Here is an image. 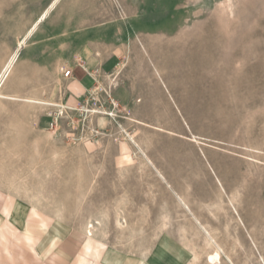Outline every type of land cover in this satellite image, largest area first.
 I'll list each match as a JSON object with an SVG mask.
<instances>
[{
    "label": "rangeland",
    "instance_id": "obj_1",
    "mask_svg": "<svg viewBox=\"0 0 264 264\" xmlns=\"http://www.w3.org/2000/svg\"><path fill=\"white\" fill-rule=\"evenodd\" d=\"M53 1L0 0V73L18 53L2 92L23 100L0 102V184L59 213L79 236L87 217L108 213V237L93 238L131 256L151 253L156 264H190L179 230L194 214L234 264H257L253 253L264 257V0H63L38 24ZM89 41L107 45L90 54L105 71L81 103L53 112L25 102H59L61 65ZM47 114L59 115L54 130ZM177 193L187 213L176 207ZM118 206L124 236L114 223Z\"/></svg>",
    "mask_w": 264,
    "mask_h": 264
},
{
    "label": "crops",
    "instance_id": "obj_2",
    "mask_svg": "<svg viewBox=\"0 0 264 264\" xmlns=\"http://www.w3.org/2000/svg\"><path fill=\"white\" fill-rule=\"evenodd\" d=\"M185 1L187 5H198L202 0ZM124 5L155 4L152 0H143L142 4L126 0ZM106 46L98 43L90 45L89 41L74 54L71 62L61 65V91L65 92L59 94L57 105L61 108L65 105L77 106L96 88L95 77L105 67L98 68V60H91L90 54L102 53ZM63 70H70L72 76L65 78ZM6 101L23 102L22 99L8 98ZM50 116L47 114L44 119L47 127L53 123ZM148 255L131 256L112 248L106 241L79 236L63 224L56 213L51 214L45 207L0 184V264H156L151 261V253Z\"/></svg>",
    "mask_w": 264,
    "mask_h": 264
},
{
    "label": "bare ground",
    "instance_id": "obj_3",
    "mask_svg": "<svg viewBox=\"0 0 264 264\" xmlns=\"http://www.w3.org/2000/svg\"><path fill=\"white\" fill-rule=\"evenodd\" d=\"M63 2V0H54L53 3L51 4V6L49 7V9L44 13V15H42L40 21L38 22V24L40 23H43L47 17L52 13L54 12L58 6ZM230 10V9H229ZM232 11V10H231ZM37 24V25H38ZM37 27V26H36ZM30 35V34H29ZM29 35L27 37H29ZM23 45L26 44L25 40L24 42L22 43ZM17 56H18V53H16L14 56H12V58H10V60L5 64V66L3 67L1 73H0V102L2 101V99H5V98H8L9 100H13L15 98V96L12 95H4L3 94V89L5 88L8 80L10 79V77L12 76L13 72H14V69L16 67V64H17ZM13 77V76H12ZM7 89V88H6ZM5 89V90H6ZM65 92V91H63ZM62 92V93H63ZM5 93V92H4ZM10 94V93H8ZM48 97V96H47ZM62 97V96H61ZM43 98V97H42ZM46 98V97H45ZM26 103H34V104H38L40 106H43V107H55L57 109H59V111H63V109L61 108L60 105H57L56 103H52L50 102L48 99H40L39 97L37 98H27ZM62 105V104H61ZM63 107V106H62ZM45 133V132H44ZM125 133V132H124ZM126 134V133H125ZM129 134V133H128ZM127 135V134H126ZM137 145V144H136ZM134 145V146H136ZM139 150V149H138ZM140 151V150H139ZM143 152V151H142ZM84 154V153H83ZM143 155V154H142ZM140 157V156H138ZM144 158V157H143ZM37 163V162H36ZM148 163V161H147ZM140 164V163H139ZM153 164V163H152ZM33 167L34 166V163L32 164ZM89 164H87L88 166ZM146 165V163H145ZM150 166V165H149ZM32 167V166H31ZM38 167V166H37ZM53 167V166H52ZM85 167V166H84ZM143 167V165H142ZM152 167V165L150 166ZM50 168V167H49ZM86 168V167H85ZM33 169V168H31ZM148 169V167H147ZM156 169V168H155ZM34 170V169H33ZM36 170H38V168H36ZM51 170V169H49ZM159 170V169H158ZM35 171V170H34ZM85 171V170H84ZM36 172V171H35ZM44 172V171H43ZM48 172V171H47ZM80 172V171H79ZM142 172V171H141ZM145 172V171H144ZM159 172V171H157ZM52 173V172H51ZM81 173V172H80ZM160 173V172H159ZM32 174H33V171H32ZM35 174V173H34ZM37 174V173H36ZM99 174V173H98ZM80 175V174H79ZM162 175V173H161ZM51 176V175H50ZM82 176V175H80ZM97 176V175H96ZM216 176V174H215ZM36 177V175H35ZM42 177V176H41ZM160 177V176H159ZM217 177V176H216ZM38 178V176L36 177ZM44 178V177H43ZM42 178V179H43ZM41 179V180H42ZM164 179V177H163ZM219 179V177L217 178ZM44 180V179H43ZM45 180H46V177H45ZM48 180V179H47ZM26 181V180H25ZM24 181V182H25ZM95 181V180H94ZM93 181V182H94ZM164 181V180H163ZM40 182V181H39ZM47 182V181H46ZM44 182V183H46ZM20 183V182H19ZM222 183V182H221ZM18 185V183L16 184V186ZM89 185V184H88ZM170 185V184H169ZM20 186V185H19ZM151 187V186H150ZM90 190L92 189V186L89 187ZM153 189V188H151ZM170 189V188H169ZM89 190V191H90ZM150 190V189H149ZM29 191V190H27ZM26 191V192H27ZM79 191V190H78ZM172 191V190H171ZM224 191V190H223ZM151 192V190H150ZM176 192V191H175ZM173 193V191H172ZM179 193V192H178ZM177 193V196H176V199H175V203H176V207L182 211H184L185 213H187L186 209L189 208V202L187 200L186 197L184 196H181ZM24 194H26L24 192ZM86 194V193H85ZM89 194V192H88ZM182 194V193H180ZM185 195V193H183ZM182 194V195H183ZM225 194V193H224ZM31 195V194H30ZM149 195V194H148ZM87 196V195H86ZM154 196V195H152ZM234 196V195H233ZM45 197V196H44ZM48 197V196H47ZM223 197V196H222ZM31 198V197H30ZM41 199V197H40ZM224 199V198H223ZM222 199V201H223ZM34 200V199H33ZM36 200V199H35ZM47 200V199H46ZM218 200V199H217ZM55 201V200H54ZM47 202V201H46ZM80 202V201H79ZM88 202V201H87ZM218 202V201H217ZM39 203V202H38ZM56 203V202H55ZM78 204V202H76ZM220 203V202H219ZM228 203V202H227ZM230 203V201H229ZM124 204V203H123ZM80 205V203H79ZM78 205V206H79ZM166 205V204H165ZM171 205V203H170ZM51 205H49L50 207ZM54 206V204L52 205ZM82 206V205H81ZM80 206V207H81ZM122 206V205H121ZM125 206V205H124ZM211 206V205H210ZM83 207V206H82ZM85 207V206H84ZM167 207V206H166ZM165 208V207H164ZM170 208V207H169ZM56 209V208H54ZM204 209V208H202ZM217 209V208H216ZM121 207L118 206L116 210V215H115V220H114V223L116 225V229L120 232L121 236H124V231L126 230V227H127V220H125L124 218H122V212H121ZM163 211V210H162ZM202 211V210H201ZM204 211V210H203ZM223 211V210H222ZM169 212V211H168ZM168 212L165 213V215L162 217V231L164 229H167L168 226H169V223H170V217H169V214ZM197 212V211H196ZM200 212V211H199ZM218 212V211H217ZM198 213V212H197ZM211 213V212H210ZM51 214H55V213H52ZM58 215V217L61 219V215L59 213H56ZM179 214V212H178ZM190 214V213H189ZM212 216H214L213 213H211ZM146 215V214H145ZM203 212H202V214ZM236 215V213H235ZM56 216V215H55ZM95 216V215H94ZM100 216V215H98ZM57 217V216H56ZM202 217V216H201ZM200 216H197L196 214L193 215V219L190 220V219H187L185 218V221L188 222L186 224H188L189 226H182L181 227V230H179L181 232V236H180V240L183 244V246L189 251V253L192 255L193 259L191 260L190 264H224V255L227 257H225V259L227 260L228 259V262L231 263V264H234V254L232 251H227L225 250V247L222 245V243H220V241L218 240V237L215 233V231L213 230L212 226H210V224L207 222V223H204L202 221ZM215 217V216H214ZM87 218H90L89 221L87 222L86 226H85V233L87 236H90V237H94V236H101L103 238H107L108 235H109V230H107V224L108 222L110 221V216L108 213H106L105 215L102 216V218H98L97 216L96 217H93V216H89ZM145 218V217H144ZM143 218V219H144ZM172 218V217H171ZM203 218V217H202ZM205 218V217H204ZM239 219V218H238ZM124 220V222L122 221ZM145 220V219H144ZM143 220V221H144ZM240 221L242 219H239ZM172 222V221H171ZM175 222V221H174ZM243 222V221H242ZM220 223V222H219ZM126 225V226H125ZM177 225V224H176ZM178 226V225H177ZM234 226V225H233ZM232 226V227H233ZM243 226V225H242ZM115 227V226H114ZM230 225L228 224L227 225V228H226V231L229 233V237H231V228ZM244 227V226H243ZM158 228V227H157ZM215 228V227H214ZM115 229V230H116ZM128 229V228H127ZM217 229V228H216ZM215 229V230H216ZM246 229V227H245ZM116 230V231H117ZM247 230V229H246ZM219 231V230H218ZM238 231V230H237ZM217 232V230H216ZM112 233V232H111ZM192 233L197 239H201L202 241V245L201 247L199 248L196 244V241H193V239L191 240L188 236L189 234ZM238 233V232H237ZM178 235V234H177ZM219 236V235H218ZM233 236V235H232ZM250 236V235H249ZM193 237V236H192ZM239 237V236H238ZM140 238V237H139ZM138 238V239H139ZM157 239L159 238V235L156 237ZM179 238V237H178ZM194 238V237H193ZM234 238V237H233ZM134 237H131L130 238V241L133 240ZM241 240V239H240ZM251 240V239H250ZM129 241V242H130ZM230 243V241H228ZM240 242V241H239ZM254 242H256V240H254ZM126 244V243H125ZM132 244V243H131ZM181 244V245H182ZM241 244H242V241H241ZM258 244V243H257ZM256 244V245H257ZM180 245V246H181ZM244 245V244H242ZM135 246V245H134ZM154 246V245H153ZM152 246V247H153ZM173 246V245H172ZM254 246V244H253ZM258 246V245H257ZM176 247V246H175ZM227 248H228V245H227ZM170 249V248H169ZM186 250V251H187ZM148 251H151L148 250ZM237 255V254H236ZM149 256V255H148ZM249 256V255H248ZM152 257V256H151ZM253 258L256 259V263L257 264H264V257L263 256H260V257H256V255L253 253L252 255ZM236 258V257H234Z\"/></svg>",
    "mask_w": 264,
    "mask_h": 264
},
{
    "label": "built area",
    "instance_id": "obj_4",
    "mask_svg": "<svg viewBox=\"0 0 264 264\" xmlns=\"http://www.w3.org/2000/svg\"><path fill=\"white\" fill-rule=\"evenodd\" d=\"M63 73H64V77L65 78H69L72 76V72L70 70H63ZM64 109V108H63ZM61 112V111H60ZM58 119H59V115L56 114L54 115V118H53V123L51 124V129H55L57 124H58Z\"/></svg>",
    "mask_w": 264,
    "mask_h": 264
}]
</instances>
